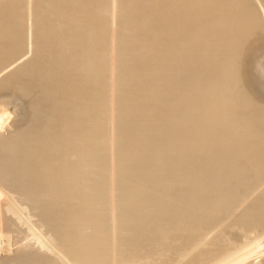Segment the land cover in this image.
I'll return each instance as SVG.
<instances>
[{
    "label": "bare ground",
    "instance_id": "bare-ground-1",
    "mask_svg": "<svg viewBox=\"0 0 264 264\" xmlns=\"http://www.w3.org/2000/svg\"><path fill=\"white\" fill-rule=\"evenodd\" d=\"M183 262L264 264V0H0V264Z\"/></svg>",
    "mask_w": 264,
    "mask_h": 264
},
{
    "label": "rangeland",
    "instance_id": "rangeland-1",
    "mask_svg": "<svg viewBox=\"0 0 264 264\" xmlns=\"http://www.w3.org/2000/svg\"><path fill=\"white\" fill-rule=\"evenodd\" d=\"M214 235V234H213ZM197 251H195V252H193L190 256H189V258L192 256V255H194L195 253H196ZM185 262H183L182 264H184Z\"/></svg>",
    "mask_w": 264,
    "mask_h": 264
}]
</instances>
